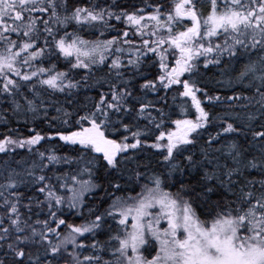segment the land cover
<instances>
[{"label": "snow or ice", "instance_id": "6c2138e0", "mask_svg": "<svg viewBox=\"0 0 264 264\" xmlns=\"http://www.w3.org/2000/svg\"><path fill=\"white\" fill-rule=\"evenodd\" d=\"M0 264H264V0H0Z\"/></svg>", "mask_w": 264, "mask_h": 264}, {"label": "trees", "instance_id": "16d2710c", "mask_svg": "<svg viewBox=\"0 0 264 264\" xmlns=\"http://www.w3.org/2000/svg\"><path fill=\"white\" fill-rule=\"evenodd\" d=\"M0 130H2V129H0ZM3 156V154H0V157H2Z\"/></svg>", "mask_w": 264, "mask_h": 264}]
</instances>
